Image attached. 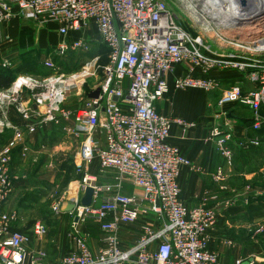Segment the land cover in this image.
<instances>
[{"label":"built area","instance_id":"obj_1","mask_svg":"<svg viewBox=\"0 0 264 264\" xmlns=\"http://www.w3.org/2000/svg\"><path fill=\"white\" fill-rule=\"evenodd\" d=\"M175 1L191 18L201 16L196 18L202 26L198 35L180 25L164 0H0V26L15 18L30 19L39 28L56 23L61 41L54 53L60 58L71 52H89L87 40L69 41L68 35L86 29L91 23L108 53L107 64L101 63L100 56H94L70 72L57 66L51 55L44 62L49 75H19L8 88L0 90V136L11 134L0 149V264H40L42 257L31 247L29 237L14 227L17 213L5 210L15 187L10 174L13 152L22 145L24 155L28 154L27 135L71 119L74 128L68 132L77 141L78 179L51 207L59 215L69 204L74 205L67 213L73 219L77 249L67 254L62 264H224L220 254L208 245L218 224L217 210L205 203L189 208L178 183L181 168L190 166V162L170 143L171 130L174 126L186 130L196 126L183 118L160 113L157 104L171 90L206 93L221 90L220 83L209 75L236 71L253 89L244 91L240 84L223 89L217 107L220 111L234 104L250 108L251 128L260 131L264 126V37L253 45L229 40L201 11L207 5L205 0ZM207 1L211 6L224 4V0ZM186 4L193 10L187 9ZM205 22L210 30L204 26ZM236 44L245 50L239 52L231 47ZM0 62L1 68L10 66L6 60ZM177 68H184L187 73L177 77L171 87L168 76ZM194 71L201 75H194ZM97 89H100L98 98L91 99ZM74 95L83 96V102L71 111L66 106ZM227 116L228 112L224 118ZM210 134L224 160L231 165L234 154L228 144L234 142V136L230 123L224 120L220 126H212ZM260 142L256 136L233 144L247 150ZM94 167L102 173L112 172L115 182L99 183L93 174ZM214 179L224 183L222 169ZM125 180L143 193L124 194ZM88 188L94 192L92 203L84 206L82 198ZM225 190L221 185L220 191ZM246 194H249L247 202L252 194L255 195L252 199H257L250 188ZM218 199L217 195L211 198ZM149 214L157 217L159 225L144 223L139 241L123 248L120 228ZM90 222L106 235L105 247L98 253L89 248L76 228ZM33 232L40 240L47 235V226L37 222ZM234 264H264V255H252Z\"/></svg>","mask_w":264,"mask_h":264},{"label":"crops","instance_id":"obj_2","mask_svg":"<svg viewBox=\"0 0 264 264\" xmlns=\"http://www.w3.org/2000/svg\"><path fill=\"white\" fill-rule=\"evenodd\" d=\"M32 22V20L27 18H15L0 26V60L8 61L10 64L8 68H14L17 65H20L22 63V57L25 56L30 49L35 47L41 51L50 48L49 57L52 55L51 58L54 62L55 59H57L54 52L61 41V37L58 33V25L50 22L43 29H36L37 31H35L33 27L35 25ZM51 25H55L56 30L54 32L47 28ZM88 28H91L94 38L96 39H90L89 34L91 33L88 32ZM73 35L77 36L70 39L69 37ZM80 39L91 41L92 44L89 45V52H71L66 58H70L71 60V57L74 55L89 56V59L94 56H100L101 63L103 64L105 59L104 56H107L108 53L104 46L98 44V32L93 23H91L86 29L72 31L68 35L69 41ZM47 59L41 63V67L46 73H49L44 67V62ZM71 63L74 65L73 60ZM79 65H81V63L78 64V66H75L73 70L77 69ZM73 70L64 72H70ZM36 73L43 74L42 72ZM186 73L187 71L184 68H177L173 74L168 76L170 86L172 87L173 82L177 77L183 76ZM193 74L196 76L201 75L199 71H194ZM209 77L220 83L221 90L236 84H240L244 91H250L253 89V85L236 71L213 72ZM92 83L94 84V82ZM213 92H209L213 94H210L203 99H198L196 98L198 95L190 92V90L184 92L171 90L164 100L157 104V109L160 113L167 116L180 117L190 122L198 120V127L193 130H186L179 126H174L171 130L170 143L179 148L181 153L190 162V166H184L181 168L178 177L182 199L189 208H195L200 204L205 203L206 207L217 210L219 214L218 224L211 232L208 245L212 251L220 254L221 260L224 264H234L239 259L249 257L248 250L246 248L244 249L243 245L250 242V239L248 240L249 242L246 241L244 236L238 233L239 230H236L239 227L236 215H246L248 220L252 222L254 221L255 223L257 222L256 224H258L261 220L264 221V203H260L259 200H256L249 204L246 200L249 194L243 192V189L239 194L236 193L239 191L237 184L241 181L240 179H251L250 173L253 172L239 173L241 175L237 174L239 169L238 159L240 151H248V149H242L233 143L250 140L258 135H256L255 131L251 129L252 111L250 108L239 104L227 107L229 113L227 120H229L228 122L231 125L232 134L234 136V142L228 144L234 154L232 164L229 165L218 151L216 143L213 141L210 134L211 126H215V123L217 124V119L215 121L216 114L213 116L209 112V107L216 104L221 96L220 91ZM74 96L70 99L77 98ZM69 102L66 107L71 111L77 110L78 107L82 105L69 104ZM12 118L14 121L18 120L14 115ZM231 120L233 122H230ZM73 128L74 119H71L67 123L63 122L58 126L47 125L46 128L39 130L36 134L27 135L25 146H28L30 151L28 154L24 155V152L22 151L23 146L20 145L14 150L12 162L10 164V174L14 178L15 187L12 196L5 205V210L9 213H17L18 220L15 222L14 227L29 237L33 249L36 251L40 249L44 252L40 258L41 261L39 260L40 264H62L63 258L77 249L75 235L72 233L73 219L67 212L63 211L61 214L55 215L51 209V213L46 214L45 218L42 219L45 221H41L47 226V235L39 240L34 235L33 226L40 220L32 217V211L34 210L30 208H24L22 210L18 209L19 204L23 202L22 197L19 195H21L20 192L28 189L27 187L32 186L33 184L40 188L46 186L47 183L44 182L45 179L42 180V177L49 175L48 173H51L50 171H55L59 175V172L56 170L59 161L57 155H59V152L65 154L70 150L73 151L72 158L68 163L69 166L73 168V172L76 173L75 155L77 151V141L68 132ZM4 139L5 135L0 136V148ZM211 139L213 143L208 141ZM72 141L75 146H73L74 144H71ZM35 155H38V157L42 155L44 156L42 164L40 165V170L45 171V173L43 175L38 173L37 175L30 177L22 175L21 171L23 165L27 163L30 156ZM260 159L264 161V155H261ZM263 164L264 162H261V165ZM60 166H62V163ZM94 168L96 169L97 167ZM258 168L260 167H257V169ZM95 169H93V174L97 176ZM219 169H222L225 178H228V186L230 185L233 192V196L231 195V197H235V202L230 206L224 204V202L227 201L226 195L231 193L230 188L228 187L227 189L223 183L216 182L214 179V176ZM55 176L56 175H54V177ZM97 178L99 177L97 176ZM114 181V177H111L105 184H113ZM221 185L226 187L224 193L226 194L227 192L228 194L225 195L220 191ZM122 191L127 195H141L143 193L140 188H137L128 180H125L122 184ZM214 195L219 197L217 201L211 200ZM239 200L240 202H238ZM156 219L157 217L155 215L149 214L142 217L137 223L123 225L119 231V241L122 247L127 249L134 246L142 236L143 224L149 223L158 226L159 222ZM24 221H26V225H22L25 223ZM76 228L78 229L79 234L86 238L87 244L93 252L98 253L105 247L106 235L100 231L96 224L91 222L88 224H78Z\"/></svg>","mask_w":264,"mask_h":264},{"label":"rangeland","instance_id":"obj_3","mask_svg":"<svg viewBox=\"0 0 264 264\" xmlns=\"http://www.w3.org/2000/svg\"><path fill=\"white\" fill-rule=\"evenodd\" d=\"M164 1H166L169 4L171 10L174 11V13L177 15V19H178V22L180 23V25L184 29L189 31L191 34L198 35V32L202 26H200L196 22L197 17L191 18L189 13L186 12V10H184L183 7L180 4H178V2H176L175 0H164ZM205 2H207V5H205V6L209 10H211L213 12L217 11V9L215 7L208 4L207 0H205ZM209 21L212 24V26L214 28H216V26H217L215 24L216 22L213 23V22H211V20H209ZM32 23L35 25V26H33L35 31H37L39 29H43V28H39L34 22H32ZM47 28H48V30H50L52 32H54L56 30L55 25L54 26L53 25L48 26ZM88 32L91 33V34H89L90 39H92V40L96 39V38H94V34L92 33L91 28H88ZM76 36L77 35H73V36H70L69 38L70 39L75 38ZM89 41L87 43L88 46L90 44H92L91 41L90 42ZM207 41L212 43V45H214V42L211 41V39L209 37H207ZM98 44H100V43H98ZM35 48L30 49L29 52L26 54V57L24 59L25 62H28L29 60H30L29 62H33L34 60L37 59L38 56H40L41 59H40L39 63H43V61L49 57L50 48H47L46 50H43V51H41L37 47H35ZM89 49H90V46H89ZM74 56L71 57L72 58L71 60H70V58L68 59L65 57L66 58L65 59L64 57L60 58L57 56V59H55L54 63L57 66H59L63 71H69V70H73L75 66H78V64H80V63L82 64L89 57V56L87 57V56H83V55H80V56L78 55L75 57ZM104 57H105V59H104L103 64H107L108 63V55L104 56ZM72 60L74 61V65H72V63H71ZM24 61H22L21 65L23 64ZM25 69H28V68H22V70L24 72L19 73L17 76H19V75L40 76L41 74H38L36 72L46 73V71L41 66L35 67L32 70V72H30V73L25 72ZM49 74H47V75H49ZM47 75L42 74L41 77H46ZM187 91H189V90H187ZM217 91L221 92V90H217ZM190 92L197 94L198 96L196 98H198V99H203V98L207 97L208 95L214 93V92L213 93H206L203 91H195V90H190ZM214 98H215V96H214ZM69 101H71V102H69ZM69 101H68L69 104L81 105L83 102V96H81L80 98H72ZM209 112L213 116H215V114H216L215 121L217 119V124L215 123V125L220 126L224 120H227L226 118H224V114H226L228 111L227 110L220 111L217 107V102H216V104H213L211 107H209ZM219 114L221 117H218ZM262 116L264 117V111L262 112ZM227 121H229V120H227ZM193 122L196 126L195 128H197L198 127V120H194ZM230 122H233V121L231 120ZM195 128H193V129H195ZM193 129H191V130H193ZM260 136H258L260 138V140H261V137L264 139V132H263L262 136L261 137ZM208 141L213 143V141H215V140L213 139V141H212V139H211ZM71 144H74L73 141L71 142ZM71 144H69V145H71ZM73 146H75V144ZM72 154H73L72 150H70L69 152H67L65 154L59 152V155H57V159L59 161H58V165L56 167V170H57V172H59V175L55 171H50L51 173H48L49 175H47L46 177L41 176L42 180L45 179L44 182L47 183L46 186L40 188L39 186L33 184L32 186H28L27 187L28 189H25L22 192H20L21 195H19V196L22 197L23 202H21L19 204L18 209L22 210L24 208L25 209L30 208V209L34 210V211H32V217L34 219L38 218L40 220L39 222L45 221L42 219L45 218L46 214L51 213V207L60 201L64 192L67 190L68 186L77 179L76 173L73 172L74 171L73 168H71V166H69V163H68V161H70L72 158ZM240 154H239V159H238V168L239 169H238L237 174L242 173V172H251V171L253 173H250L251 179L249 177H247V178H249V179H247L248 181L242 180V178L239 176L241 178L240 179L241 181L239 182V184H237L238 185L237 188L239 189V191H237L236 193L239 194L242 189H243V192H246V189L250 188V190L254 191L255 194H257L256 198L259 200V202L264 203V164L261 165V162H264V161H262L260 159L261 155H264V141L263 142L261 141L259 146L252 147V148L248 149V151H243V152L240 151ZM43 158H44L43 155L40 157H38V155L30 156L27 163H25L22 167L23 168L21 171L22 175H25L26 177L27 176L28 177L35 176L38 173L43 175L45 173V171L40 170L41 169L40 165L42 164ZM60 162L62 163V166H60L61 165ZM257 167H260V168L257 169ZM256 169H257V171H256ZM239 171H241V172H239ZM95 173L99 177L98 182L101 184L107 183V180L111 177L112 178L114 177V179H115V176L113 173H111V172L102 173L98 168L95 169ZM54 175H56V176L54 177ZM239 175H241V174H239ZM228 183L229 182H228V178H227V179H225L223 185H225L227 187V189L229 187L231 193L228 194L226 192V194H228V195H226L224 193L225 191L223 193L227 197L226 198L227 201H225L224 204L230 206L235 202V197H231L233 192L231 190L230 185L228 186ZM227 191H229V190H227ZM254 196L255 195H253V194L250 196V199L248 201L249 204L253 201L252 198ZM238 202H240V200ZM236 217L238 219L237 221L239 224V227L236 230H239L238 233L240 235L244 236V239L246 241H248L250 239V242L248 241L249 243H246V245H243L244 249L246 248L248 250V253H249L248 255L249 256L256 255V254L264 255V221L261 220L258 224H256L257 222L255 223L254 221L252 222V221L248 220L246 215H243V214L241 216L236 215ZM24 222L25 223H23L22 225H26V221H24ZM37 252L44 254V252L41 251L40 249L37 250Z\"/></svg>","mask_w":264,"mask_h":264},{"label":"water","instance_id":"obj_4","mask_svg":"<svg viewBox=\"0 0 264 264\" xmlns=\"http://www.w3.org/2000/svg\"><path fill=\"white\" fill-rule=\"evenodd\" d=\"M228 6L232 10H223V7ZM213 7L217 9L216 12L207 7H203L201 11L211 22H216V28L224 34L225 38L239 44L253 45L264 37V0H224V4H213ZM234 10L241 16H237ZM99 93L100 89H97L90 95V98H98ZM93 193L91 188L86 190L82 198L84 206L91 205ZM73 208L74 205L69 204L63 211L69 212Z\"/></svg>","mask_w":264,"mask_h":264},{"label":"trees","instance_id":"obj_5","mask_svg":"<svg viewBox=\"0 0 264 264\" xmlns=\"http://www.w3.org/2000/svg\"><path fill=\"white\" fill-rule=\"evenodd\" d=\"M25 57H26V55L22 57V61H24ZM40 59H41V57L38 56L37 59L34 60L33 62H29L30 60L28 62H25L24 61L23 62L24 65L23 64L22 65L20 64V65L15 66L14 68L4 69V68H1L0 67V90L1 89H4V88H8L12 84V82L15 80V78L17 77V75L19 73L24 72L22 70V68H28V69H25V72L30 73V72H32V70L35 67L41 66V63H39ZM43 74H46L47 75L49 73H43ZM263 111H264V108H263L262 112ZM263 132H264V128H262L260 131L255 132V133L258 136H260V135L262 136ZM10 137H11V134L10 133H7L5 135V139L3 140V143L1 145V148H2V146L4 144L7 143V141L9 140ZM261 141H264V139L262 137H261ZM255 200H258V199H253V201H255Z\"/></svg>","mask_w":264,"mask_h":264},{"label":"bare ground","instance_id":"obj_6","mask_svg":"<svg viewBox=\"0 0 264 264\" xmlns=\"http://www.w3.org/2000/svg\"><path fill=\"white\" fill-rule=\"evenodd\" d=\"M185 6H186L187 9L193 10V9L190 7L189 4H186ZM224 9H225V10H232V8H231L230 6H228V7H226V8L223 7V10H224ZM234 13H235L237 16H241V15H240L239 13H237V11H235V10H234ZM197 18H198V19H201V16H197ZM204 26L207 27L208 30H210V27H209V24H208V23L205 22V25H204ZM221 42H223V41H221ZM231 47L237 49V51H239V52H240L242 49L245 50L244 48H242L240 45H237V44H236V45H232Z\"/></svg>","mask_w":264,"mask_h":264}]
</instances>
